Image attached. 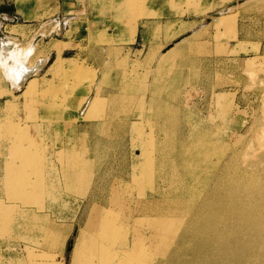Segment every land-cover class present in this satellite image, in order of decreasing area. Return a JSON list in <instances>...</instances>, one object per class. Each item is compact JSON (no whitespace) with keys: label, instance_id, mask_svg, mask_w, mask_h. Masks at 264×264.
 I'll list each match as a JSON object with an SVG mask.
<instances>
[{"label":"rangeland","instance_id":"obj_1","mask_svg":"<svg viewBox=\"0 0 264 264\" xmlns=\"http://www.w3.org/2000/svg\"><path fill=\"white\" fill-rule=\"evenodd\" d=\"M185 1L188 5L179 4L186 14L188 6L200 12L197 0ZM218 2L221 6L199 21L188 15L189 23L152 25L134 51L129 39L145 18L144 0H122L117 10L98 12V19L107 18V29L88 30L70 59L61 56L67 44H46V31L38 38V32L31 36L22 27L0 30V51L9 48L13 59L17 52L25 56L36 40L29 67L56 53L36 75L38 87L22 98L33 77L15 90L0 67V264H98L99 249L117 258L130 256L129 264H212L225 254L200 239L182 240L180 231L174 233L179 224L174 220L154 238L135 232L143 231L146 220L160 218L150 203L169 204L164 179L176 178V156L187 146L210 150L201 162L206 173L214 163L221 168L233 158L235 177L253 172L257 163L264 175V0ZM117 37L125 39V47ZM57 60L60 68L50 75L47 70ZM6 100L16 103L13 111L4 110ZM93 100L88 118L85 109ZM13 144L32 151L29 160L35 165H21L26 162L13 156ZM185 168L180 167L182 176ZM191 168L198 171L196 164ZM17 170L23 179L14 176ZM137 204L144 211L135 216L142 218L136 225L129 212ZM103 209L110 214L101 225ZM263 238L227 243L257 244L259 252L246 264H264ZM177 248L178 256L168 263Z\"/></svg>","mask_w":264,"mask_h":264},{"label":"bare ground","instance_id":"obj_2","mask_svg":"<svg viewBox=\"0 0 264 264\" xmlns=\"http://www.w3.org/2000/svg\"><path fill=\"white\" fill-rule=\"evenodd\" d=\"M28 47H29L28 49L26 48V50H27L26 52H22L23 49L21 51L22 53H25V56L23 54L21 55L20 52L19 53L21 56H18L19 54L17 52L16 53L17 58L15 57V59H13L11 57V54L9 55V53H8L9 48L8 49L3 48V50L0 51V67L3 68L5 74L7 75V79L10 82H12L15 90L22 87L21 85L26 80H28L29 77H33L32 79H29L28 82H26L27 85L25 84L26 86H25L24 90H22L23 94H21V96H19L21 98L27 95V92L30 88L34 89V88L38 87L39 80L41 78H36V75L38 74V71L42 68V66L45 62L43 60H38V62L35 66L29 67L28 66V57L34 55L35 47H36V40L33 44H30V46H28ZM12 53H13V51H12ZM16 54H15V56H16ZM59 68H60V62L57 60L51 64V66L48 68L47 72L50 75H52V74H54V72L56 73V71ZM99 92H100V90L97 91L95 96H97L99 94ZM6 94L10 95V92L8 91ZM19 97L15 96V98L14 97L13 98L16 101ZM94 100H93V102L92 101L89 102L88 105L86 106L85 112H86V114H88V118L90 117V113L93 110ZM100 104H101V102H100ZM14 108H16V103L14 102V100L13 101H7L6 100L4 110L5 111H13ZM95 110H96V108H95ZM16 127H17V125H15L13 127H11V125H10L11 130L16 129V131L18 133V135H16L17 137L23 136L21 131H19ZM193 147H194V145H190V147L189 146L185 147L183 149V152H182L183 155H179V153H178V156H176V158L180 162L179 164L174 163V165L176 167H178V168H175V172L173 173L176 178H174V179L173 178H170V179L166 178V180L164 179V181L165 182L167 181L168 185L170 186L169 187L170 188V193H169L170 198L164 199V200L168 201L170 206H167V205H169V204H167L164 207V205L161 203L160 205H158V207H155V204L153 206H151V203H150V205L148 207L156 210L157 214H159L156 217H160V218H154L153 217V219L146 220L147 225L145 226L144 229H141L143 231L137 230L135 232H136V234L143 235L142 237L154 238V237H157L162 231L167 229L169 226H171L170 224L173 223L172 220H174L175 222L178 221L179 224L176 227V229L174 230V233L180 231V235L182 236V240H184V239H198L199 240L200 239L203 241L204 245L211 247L213 250H219L220 249V250L225 251L224 255H218L215 257L216 258L215 260L210 261L212 264H244V263L246 264L250 258V254H252L255 250H257V248L259 246H257V244L253 245V244L249 243V244H246L244 247H241V248L239 246L230 247V245L227 242H231L230 240H236V239L239 240L240 238H244V237H249V238L264 237V204H263V202H264V175L259 170V166L261 164L257 163L253 172H251V171L249 173L248 172H243V173L239 172L240 177L238 175H237L238 177H235L236 174L235 173L232 174L233 158H231V159H228L222 165L221 168H217V169H216V163H214L213 166L210 163V166H212V167L210 168L209 172L206 173L208 167L203 168V165H201V162L204 163L205 158L209 157V155H207V154H210V150L206 154V149L195 152ZM10 150L13 153V156L14 157L16 156V158L19 159L20 162L21 161L26 162V163H21V165L26 166V167L31 166V165H35L33 162H31L29 160L30 158L32 159V155H33L32 151L28 152L27 150H24L22 147H19L16 144H13V146L10 148ZM228 157H226V158H228ZM243 159L245 160V158H243ZM251 160H252V158H251ZM245 162H248V161H245ZM254 162H253V165H254ZM220 163H221V161H220ZM185 164L188 165L189 168H187V170L185 168L186 174H184V176H182L180 174L179 170H180L181 165H185ZM193 164H196V170H198V171L192 170L191 167ZM15 166L16 165H14V167ZM16 168L19 170V167H16ZM243 168L245 169V167H243ZM30 169H29V171H30ZM18 170H17V172L15 171L14 176H16L18 179H19V177H20V179L21 178L23 179L24 178V176L22 177L23 172L18 171ZM249 170H251V169H249ZM252 170H253V168H252ZM176 179L181 185V192H176V190H175L177 188V183L175 182ZM42 181L43 180L41 179V182ZM201 182H202L201 185L203 187L201 188L200 191H198L196 189V187ZM159 189H161V188H159ZM8 191H9V189H8ZM196 191H198V192L196 193ZM141 195H142V193H141ZM160 195H161V192H160ZM161 197H163V196H161ZM125 198H126V196H125ZM138 203H140V202L138 201ZM61 204H62V202H61ZM138 206H139V204H137V206L135 208L133 207L134 209L133 208L130 209V212H129V218L132 220L134 219V221H135L134 223L136 225L140 224L142 222V218L141 217L139 218V219H141V222H139L140 220H138V221L135 220V216L140 215L142 213V211H144L143 208H141L139 211ZM103 208H104V206H103ZM126 208H127V206H126ZM10 209H12V207H10ZM138 211H139V213H138ZM109 214H110L109 209L101 210L100 215H98L99 216L98 220H102L101 225L104 224L103 221L106 222V217L108 218ZM85 215H86V213H85ZM114 218H116V217H114ZM106 226H108V225H106ZM103 229H106V228L103 227ZM118 229H119V227H118ZM118 229H117V231H118ZM118 232L119 233H124V232L127 233L128 230L127 229H126V231L125 230H122V231L119 230ZM114 234H116V232H114ZM258 244L261 245V242ZM79 248H81V246H79ZM259 249H260V247H259ZM99 250L103 251V249H99ZM102 251H100L98 253V259H97L98 264H129L131 261L130 256H126L127 258H124V257H121V258L118 257L117 258L116 256H118V255L110 254L111 255L110 256L109 253L102 252ZM177 251H175L171 256H169L170 258L168 259V263H170L172 260H174V258H176L178 256L180 249L177 248ZM257 251L259 252V250H257ZM261 252H263V251H261ZM215 254H216V251H215ZM255 255L253 257H255ZM262 258H263V256H262ZM262 258H261V260L263 261ZM152 262H154V261H152ZM254 262H255V260H254ZM258 262H261V261H258ZM51 264H53V263H51Z\"/></svg>","mask_w":264,"mask_h":264},{"label":"crops","instance_id":"obj_3","mask_svg":"<svg viewBox=\"0 0 264 264\" xmlns=\"http://www.w3.org/2000/svg\"><path fill=\"white\" fill-rule=\"evenodd\" d=\"M185 2V0H144L145 18L139 22L133 37L129 39L131 41L129 49L134 51L133 46L137 44L138 39L140 43L146 40L154 24L166 26L175 22L189 23L191 20L188 15L196 17V20L192 21H199L198 19L207 18L213 10L221 6L218 0L217 2L216 0H197L200 12L197 13L192 6H188L186 14L184 7L182 8L179 4ZM120 5L122 0H0V30L14 26L22 27L25 34L32 32L31 36L34 32H38V38L42 37L40 32L46 31L47 36L42 37V39L48 38L46 44L52 41L67 44L68 47L63 50L61 56L70 59L73 56L67 55H72L88 30L103 33L107 29V23H109L105 20L107 18L102 16L98 19V12L108 13L111 7L117 10ZM56 25L57 29H55ZM122 32L128 35L127 29ZM12 36L20 39L15 35ZM124 40L117 37V44L125 47ZM55 58L56 53L51 52L46 55L45 63ZM44 66L45 64L38 74L43 71Z\"/></svg>","mask_w":264,"mask_h":264},{"label":"clouds","instance_id":"obj_4","mask_svg":"<svg viewBox=\"0 0 264 264\" xmlns=\"http://www.w3.org/2000/svg\"><path fill=\"white\" fill-rule=\"evenodd\" d=\"M18 88V87H17Z\"/></svg>","mask_w":264,"mask_h":264}]
</instances>
